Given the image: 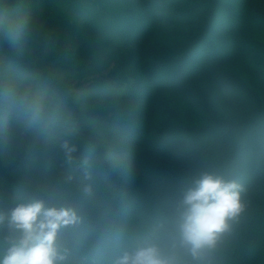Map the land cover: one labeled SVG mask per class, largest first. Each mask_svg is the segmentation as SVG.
Returning a JSON list of instances; mask_svg holds the SVG:
<instances>
[{"label": "trees", "instance_id": "obj_1", "mask_svg": "<svg viewBox=\"0 0 264 264\" xmlns=\"http://www.w3.org/2000/svg\"><path fill=\"white\" fill-rule=\"evenodd\" d=\"M5 6L0 17L14 18ZM31 7L33 22L48 13L78 33L54 19L42 23L27 56L41 69L9 45L0 55V85L34 83L58 106L55 137L19 154L0 144V212L55 189L83 218L62 234L65 264H114L126 241L167 213L194 177L215 172L241 182L247 201L218 264H264V26L212 0L209 13L203 6L187 15L192 32L158 43L149 31L169 16L157 8L136 10L132 22L101 0L67 2L64 14L45 0ZM199 15L203 23H194ZM91 40L99 44L90 47ZM71 120L77 126L68 131ZM60 139L77 146L71 164ZM6 235L0 226V254Z\"/></svg>", "mask_w": 264, "mask_h": 264}, {"label": "clouds", "instance_id": "obj_2", "mask_svg": "<svg viewBox=\"0 0 264 264\" xmlns=\"http://www.w3.org/2000/svg\"><path fill=\"white\" fill-rule=\"evenodd\" d=\"M25 28L26 21L0 17V33L13 45ZM57 121L58 106L46 90L34 83L0 85V144L13 153L30 151L36 139L55 137ZM59 148L71 164L76 144L60 139ZM245 195L237 179L201 172L167 213L126 241L114 264H218L246 211ZM65 199L53 189L0 212V226L7 229L0 264H65L69 250L62 234L83 222Z\"/></svg>", "mask_w": 264, "mask_h": 264}, {"label": "rangeland", "instance_id": "obj_3", "mask_svg": "<svg viewBox=\"0 0 264 264\" xmlns=\"http://www.w3.org/2000/svg\"><path fill=\"white\" fill-rule=\"evenodd\" d=\"M48 3L53 4L54 6L57 5L58 9L57 12L59 14H64L68 10H60L61 7L66 6V3L69 2V4L72 2H75V0H45ZM180 2V5L178 8L174 7L173 4ZM0 2H6V6L4 8V15L6 16H13L14 18L22 21H26V34H23L21 40L13 45L3 37V33H0V55L4 54L5 50H9L10 52L15 53V56L22 60L25 64H28L33 69H41L38 65L37 61L29 62L27 59V56L29 54V50L31 48V42L32 40L36 39L35 33L39 31L40 27H42V23H44L46 20H52L51 16L48 13H45V16L41 17L40 19L36 21L30 20L28 16H30L32 12L31 2L33 0H0ZM239 2V6L237 7L234 2L226 1V0H220V4H227L230 9H239L242 8L243 11L246 13L252 14L254 16V19L252 20V23L255 24L257 28H262L264 26V0H237ZM8 3L10 4V9L7 8ZM101 3L103 4L104 9L108 12H115V14H119L122 17H127L132 22L134 21L133 17L136 16V10H141L143 7L148 8H157L158 11L164 10L165 14L169 16V20L166 23L155 25L153 28L149 31V38L152 41H157L158 43H164L167 41H180V37H175L176 33L179 31L183 32H192L193 28L189 25H186V22L190 20V18L187 16L189 12L192 10H195L197 8L203 7L201 12H208L213 9L212 7V0H101ZM12 8V9H11ZM130 8V9H129ZM57 14V13H56ZM59 17V16H58ZM31 18V16H30ZM30 20V21H29ZM194 23H203L204 17L202 15H199L196 17V19H193ZM57 22L58 27H62L64 30H70L78 33V28L75 24L70 22L65 23H59L56 19L52 20L51 25H54ZM27 32H30L31 35H28ZM34 33V34H33ZM66 33V32H64ZM69 34H65V37H67ZM173 35V37H171ZM30 36V37H29ZM76 36V35H75ZM74 36V37H75ZM170 38V40H169ZM89 38H81L79 39L80 42L87 41ZM89 44L90 47L97 46L99 43L95 41H90ZM10 48H8L9 46ZM6 49H5V47ZM136 46V45H135ZM134 46V47H135ZM132 47V48H134ZM132 50V49H131ZM130 50V51H131ZM129 52V51H127ZM51 65H48L44 67L45 70H48ZM32 72V71H31ZM93 76H87L80 79V81L83 83L88 82L91 80ZM73 83H68L66 86H77V80L72 81ZM99 103H92L88 106L97 105ZM107 104H114V103H108ZM71 116V115H70ZM82 120L79 118V121ZM73 123H70V127L67 129L68 131L72 130L73 128H76L77 125H75V120H71ZM81 124V123H80ZM8 149V148H7ZM0 150L2 152V147H0Z\"/></svg>", "mask_w": 264, "mask_h": 264}]
</instances>
